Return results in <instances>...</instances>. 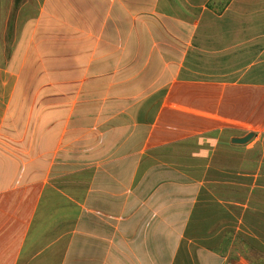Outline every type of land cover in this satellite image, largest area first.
Returning a JSON list of instances; mask_svg holds the SVG:
<instances>
[{"label": "crops", "instance_id": "0c3cea01", "mask_svg": "<svg viewBox=\"0 0 264 264\" xmlns=\"http://www.w3.org/2000/svg\"><path fill=\"white\" fill-rule=\"evenodd\" d=\"M0 264H264V0H0Z\"/></svg>", "mask_w": 264, "mask_h": 264}, {"label": "water", "instance_id": "95a60500", "mask_svg": "<svg viewBox=\"0 0 264 264\" xmlns=\"http://www.w3.org/2000/svg\"><path fill=\"white\" fill-rule=\"evenodd\" d=\"M255 137V134L249 133L248 135L244 136V137H235L232 139V142L234 144H239V145H246L248 144L253 138Z\"/></svg>", "mask_w": 264, "mask_h": 264}]
</instances>
